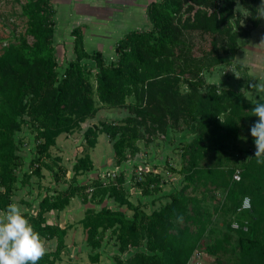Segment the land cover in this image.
I'll return each instance as SVG.
<instances>
[{
    "label": "trees",
    "instance_id": "obj_1",
    "mask_svg": "<svg viewBox=\"0 0 264 264\" xmlns=\"http://www.w3.org/2000/svg\"><path fill=\"white\" fill-rule=\"evenodd\" d=\"M237 2L248 13L242 21L235 16ZM260 3L261 0L153 1L146 10L150 27L126 33L117 42L116 58L111 62L100 51L88 52L82 27H75L71 36L76 58L60 74L52 40L56 26L53 3L25 0V34L0 52V210L12 203L17 172L24 166L16 139L24 126L30 127L38 142L39 157L31 163V176L41 177L45 169L53 172L57 183L66 179V171L57 162L46 161L50 148L62 134L81 130V125L93 119L99 109L129 113L114 122L92 125L84 133L89 148H94L98 136L105 134L117 166L138 152L139 119L143 117L159 127H176L184 121L195 135L182 148L181 169L171 170L183 176V184L159 210L148 213L131 202L123 174L107 184L97 178L86 185L67 184L63 190L50 191L54 195L44 196L37 212L26 215L42 238L56 241V249L39 264H55L67 249L69 226L50 224L46 215L63 212L75 197L93 205L113 199L120 208L132 212L129 218L121 209L89 207L81 219L91 249L114 240L118 248L116 264H189L210 232L213 213L204 204L206 194L216 190L224 191L225 198L215 212L240 214L237 243L231 250H237L238 256L232 264L264 255V164H258L254 155L240 161L228 155L237 149L232 143L240 138L255 104L264 101L249 99L244 92L232 88L219 90L218 94L215 84L201 78L205 71L212 74L233 66L239 42L260 23L256 13ZM193 35L201 38L197 47L188 40ZM85 60L94 63V82L93 70L84 67ZM182 85L189 90L186 102L181 100ZM236 169L241 170L239 182L233 180ZM92 170L93 162L87 153L76 160L73 179ZM142 175L140 180L135 178L142 195L162 191L164 180L160 174ZM191 188L201 191V195L188 197ZM245 197L251 199V209L238 212ZM186 204L191 205L190 210ZM176 215L183 217L180 230H173L169 223V218ZM231 241V234L224 233L206 245L205 252L215 257L217 264H223ZM132 248L143 249L122 258Z\"/></svg>",
    "mask_w": 264,
    "mask_h": 264
},
{
    "label": "rangeland",
    "instance_id": "obj_2",
    "mask_svg": "<svg viewBox=\"0 0 264 264\" xmlns=\"http://www.w3.org/2000/svg\"><path fill=\"white\" fill-rule=\"evenodd\" d=\"M52 2L54 0H51ZM63 0H55L59 3L58 13L55 16L56 26L53 36V44L55 48V57L58 64V71L60 74L64 72L68 63L76 58L73 50V40L71 36V27L76 24L78 17L83 18L85 12L68 9L62 4ZM74 1V0H73ZM25 0H0V52L3 46L9 42L14 43L16 37L24 35L26 30V19L22 16V6ZM56 3V5H57ZM69 10V11H68ZM110 10V9H108ZM111 13V11H108ZM235 16L240 21L244 20L247 16V11L243 10L240 3L237 2L234 8ZM89 14V19L92 22V33L95 38L91 40L94 48L85 47L90 53L91 51H101L108 56V45L101 33L100 25L102 23L99 15H94L93 11L86 12ZM113 17V16H112ZM146 18V19H145ZM133 21H130L132 25ZM137 22V21H136ZM129 23V22H127ZM129 24L128 29H133ZM150 23L148 21L147 14L144 9L141 8L139 15V27L141 29L148 28ZM247 25V24H246ZM91 32V31H90ZM190 44L196 47L200 43L201 38L193 35L188 38ZM110 61V60H109ZM111 62V61H110ZM84 67L93 70L92 81L94 82V63L91 60L83 61ZM228 70V69H226ZM223 69H220L219 73L222 77L227 78V73H223ZM207 76H212L211 71L203 72L201 78L205 80ZM217 77V76H216ZM212 78H214L212 76ZM216 78H214L215 80ZM224 79V78H223ZM219 85H215V88L223 91L224 87H231L227 82H219ZM224 85V87H222ZM250 87V86H249ZM234 88V86L232 87ZM242 89L243 87H239ZM239 89V90H240ZM248 90V86L244 91ZM186 85L181 87V100L186 102V93L188 92ZM206 89H201L200 92H204ZM250 97V96H249ZM258 98L257 94H251V99ZM129 113L127 110L117 109H99L96 116L93 119L87 120L81 125V130L75 131L71 134H62L56 141L55 146L50 148V158H47V162H57L66 171V179H62L61 182H55L53 172L42 169V176H31L32 162L39 157L37 149V140L30 131V127L24 126L22 132L17 133L16 139L19 142L18 154L24 161V166L17 172L18 182L16 184L15 193L12 197V202H16L22 205V211L26 215H34L38 210L39 201L47 194L54 195L50 192L52 190H63L67 184L71 185H86L90 181L99 178L104 184H107L114 180L115 177L120 174L124 175V186L127 190L128 197L136 205H140L148 213L153 210H159L165 204L170 202V195L175 193L182 186L183 176L178 172L171 171L180 170L182 166V148L188 144L194 137L190 132V128L185 125L184 121H181L176 127L163 126L159 127L150 118L139 119L140 140L138 142V152L129 158L120 166H117L114 162V154L112 144L109 138L105 134H101L97 138V144L94 148H89L86 145L84 133L92 125H100L102 122H114L127 116ZM258 120V117L252 115L246 120L242 133L239 139L233 141V145L237 148L228 152V155L235 160H243V158L249 157L252 153H255L256 147L254 138L250 133V126ZM89 153L93 162V170L79 175L73 179V166L77 159L82 158L85 154ZM55 171L59 173V169L55 167ZM147 172H153L160 174L164 183L162 185V191L160 193L144 196L141 190L135 186V178L139 179L142 174ZM142 173V174H141ZM30 176V178H29ZM93 189H89L91 192ZM200 196L201 191L198 189H190L187 192V196ZM225 192L222 190H216L206 194V201L204 206L213 213V223L211 225L210 232L206 234L203 239L202 245L198 251H196L191 258L189 264H217L215 257L209 256L205 252V246L214 242L218 237H222L224 233H230L232 241L228 245L229 256L224 259L223 264H232L233 258L238 256L237 250L234 253L231 251L232 247L236 246L238 238V229L234 228L233 224L239 222L240 214L236 213H223L222 211L215 212V209L221 207L224 203ZM109 207L112 209H121L125 212L127 217H132V212L126 208H120L113 199L106 198L101 205H93L91 203L83 204L81 197H75L70 206L64 210L65 217L69 220V230L65 238V244L67 249L61 254L60 259L55 264H116L114 256L118 254V250L115 248L114 240L105 241L103 247L93 250L87 246L86 233L82 226L81 219L87 208L94 207L100 209L102 207ZM187 210H190L191 205L186 204ZM69 210V211H68ZM60 213L50 212L46 215L47 222L55 224L57 222L54 219L59 218ZM178 217L171 216L169 223L173 230H180L184 221L180 222ZM62 220H60L61 222ZM245 221L249 222V219ZM240 223V222H239ZM49 247V252L56 249L55 244L48 243L53 240H45ZM69 246V248H68ZM143 248H132L128 253L123 254L122 258H127L129 254H133ZM99 252V253H98ZM230 258V259H229ZM242 264H264V255L256 254L252 258H248Z\"/></svg>",
    "mask_w": 264,
    "mask_h": 264
},
{
    "label": "crops",
    "instance_id": "obj_3",
    "mask_svg": "<svg viewBox=\"0 0 264 264\" xmlns=\"http://www.w3.org/2000/svg\"><path fill=\"white\" fill-rule=\"evenodd\" d=\"M153 1L157 0H63L62 4L64 7H68V9L73 8L72 11L78 10L85 12L83 18L78 17V20L76 21L77 23L74 24L71 29L69 28V30L72 31L75 27H82L85 47L94 48L91 40L95 38V35L92 33L93 24L88 17L90 13L86 12L93 11L94 15H99V19L101 18L102 20V23L100 24L102 27H100V30L104 40L107 42L106 45H108V56L105 53H102L105 60L110 62L116 58L115 47L117 42L129 31L141 29L139 27L141 8L144 9L145 14L147 6ZM52 3L55 8L56 16L59 3L55 2V0ZM108 11H111V13ZM130 21H133L132 25L130 24ZM129 24L133 29H128L130 28ZM149 27L150 26L148 25V28ZM239 46L240 48L235 55L233 66L228 70L223 71V73H227V78L221 76L219 71L223 68H219L212 73V76L216 79L214 80L212 76H207V81L219 86V82L225 81L231 87H224V85H222V87L232 88L234 86L232 89L244 92L246 97L251 99V94L253 96L256 92L249 87V82H264V18H260L259 25L251 31L247 39L239 42ZM91 52H94V50ZM247 86L248 90L244 91V87L246 88ZM239 87L243 88L240 89ZM253 100L260 99L259 97L257 99L254 97ZM59 215V218H56V215L54 217V219L57 220L55 224H59L61 227L68 226L70 222L64 218L65 212H60ZM60 220L62 221L60 222ZM50 224H52V222ZM52 242L55 244L56 241L53 240L48 243ZM115 248L118 249L116 246Z\"/></svg>",
    "mask_w": 264,
    "mask_h": 264
},
{
    "label": "clouds",
    "instance_id": "obj_4",
    "mask_svg": "<svg viewBox=\"0 0 264 264\" xmlns=\"http://www.w3.org/2000/svg\"><path fill=\"white\" fill-rule=\"evenodd\" d=\"M256 13L258 18H264V0ZM249 86L264 101V82H249ZM252 113L258 117L250 126L256 147L254 158L258 164H264V102L256 103ZM178 219L183 222L182 216ZM48 252L47 242L22 211V205L12 202L6 210H0V264H39Z\"/></svg>",
    "mask_w": 264,
    "mask_h": 264
},
{
    "label": "built area",
    "instance_id": "obj_5",
    "mask_svg": "<svg viewBox=\"0 0 264 264\" xmlns=\"http://www.w3.org/2000/svg\"><path fill=\"white\" fill-rule=\"evenodd\" d=\"M254 154L255 153H252V155H254ZM233 180L235 182H239L241 180V170L240 169H236V171L234 172ZM250 209H251V199L249 197H245L242 200V203H241L240 208L238 209V212L248 211ZM233 227L236 229L239 228V223L235 222L233 224Z\"/></svg>",
    "mask_w": 264,
    "mask_h": 264
}]
</instances>
